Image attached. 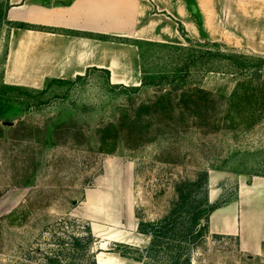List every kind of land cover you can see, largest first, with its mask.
<instances>
[{"label":"rangeland","instance_id":"374dc122","mask_svg":"<svg viewBox=\"0 0 264 264\" xmlns=\"http://www.w3.org/2000/svg\"><path fill=\"white\" fill-rule=\"evenodd\" d=\"M15 29L11 25L0 29V83ZM183 37L184 45H189L187 33ZM157 55L147 59L152 73L160 68L182 71L173 57ZM182 74L186 77L174 86L151 85L135 91L111 86L105 73L93 70L83 80L55 86L43 100L32 101L25 113L0 121V264H50L48 257L56 258V264H80L73 237L91 225L87 218L92 203L106 209L108 204L112 213L94 220L100 235L93 241L96 255L112 253L119 243L116 239L144 249L150 237L139 232V223L164 220L177 200L180 182L196 180L207 171L209 199L215 202L236 197L239 176H264V74L254 77V92L246 90L250 75H204L196 67ZM196 86L213 97L203 118L194 113L200 109L191 105L190 117H194L178 128L162 124L154 110L143 107L166 91L177 95ZM235 91L255 93V102L237 109ZM137 115L146 128L139 145L132 147L138 142L125 133L130 118ZM121 121L125 133L119 141L130 147L120 144L115 153L101 152L98 130ZM199 235L188 244L191 264H264V250L259 256L243 253L236 239L216 235L210 227ZM169 253L164 247L151 262L165 264ZM90 260L87 256L84 264Z\"/></svg>","mask_w":264,"mask_h":264},{"label":"crops","instance_id":"0c3cea01","mask_svg":"<svg viewBox=\"0 0 264 264\" xmlns=\"http://www.w3.org/2000/svg\"><path fill=\"white\" fill-rule=\"evenodd\" d=\"M10 1L11 21L45 29H15L3 76L8 84L42 88L48 77L75 78L98 68L109 71L112 84L138 87L139 48L127 40L185 44L180 25L193 41L221 42L264 56V0ZM91 205L87 219L93 235L100 236L94 220L110 216L111 206ZM261 214L264 176L245 174L239 176L236 198L211 214L209 227L216 235L236 239L241 252L259 256L264 250ZM96 259L97 264H124L110 252Z\"/></svg>","mask_w":264,"mask_h":264},{"label":"trees","instance_id":"16d2710c","mask_svg":"<svg viewBox=\"0 0 264 264\" xmlns=\"http://www.w3.org/2000/svg\"><path fill=\"white\" fill-rule=\"evenodd\" d=\"M11 7L10 0H0V29L8 25L23 29H45L43 26L11 21L8 17ZM180 31L186 36L185 29L182 25H180ZM127 42H131L139 48L142 83L138 87L120 86L131 88L135 91L151 85L163 86L171 84L174 86L186 77L185 74H182L183 71L185 69L190 71L192 67H196L204 75L209 73L234 74L238 76L250 75L251 79L248 81L249 84L246 90H253L254 77L259 76L258 79H260L261 75L264 74V56L246 55L244 53L226 50L225 44L221 42H206L201 44L194 42L188 37L187 42H189V45L144 40H127ZM150 52H153V54H150ZM155 53H158L159 55L156 57L160 58H165L166 56L169 58L173 57V60L178 64H182V71L175 68L173 71L168 70L167 72L165 71L166 69L160 68L155 73H152L146 67L148 63L147 59L155 57ZM161 53L163 54L161 55ZM170 53L173 55L171 56ZM93 70L105 73L107 83L111 86L117 85L110 82L109 71L98 68L88 70L84 76L79 75L75 78L60 79L48 77L42 88L8 84L2 81L0 83V121H10L13 116L25 113L32 101L43 100L48 93L52 92L55 86L61 87L78 80H83ZM177 70L179 71L177 72ZM233 96L235 101L234 106L237 109H241L245 105V102L247 104L254 103L256 95L255 93L241 95L236 92L233 93ZM210 97H213L212 92L206 90L204 87L196 86L190 89H183L177 95L174 94V91H166L156 96V101L152 104L144 105L143 107H146L145 109L149 111L150 109L154 110L155 115L163 119L161 121L162 124L178 128L180 124H187L190 122V118L194 117V115L190 117L192 114L190 109L191 105H195V107L200 109L201 112L194 111V113L199 115L200 118H203V111L210 102ZM130 123L131 125L128 127L129 130H127V133L124 131V121L112 122L100 128L98 130V134L101 136L100 151L104 153H115L119 150L120 144H125V146L130 147L128 143H125L126 141H119L123 133L127 134L130 140H133V138L136 139L138 143L132 145V147H137L140 140L144 137L143 132L146 126L143 124V117L139 115L130 118ZM109 137L113 139L112 142H109ZM209 182L210 174L207 171L199 174L196 180L180 182L177 185V200L174 203L171 213L164 220L156 224L143 221L139 223V232L150 237L149 245L144 249H139L124 243H117V248L111 250L112 253L119 258L135 263L153 264L151 261L165 247L170 251L169 258L165 264H191L189 255L190 247L188 244H193L196 241L202 229L209 228V219L215 210L233 200L232 198H228L226 201H220V199H217L215 202L210 201L208 194ZM202 194L203 196L201 197ZM94 238L95 236L90 226L86 228L83 234L81 233V235L73 237L74 244L80 249V264H84L83 260L87 256L91 259L89 264H97V255L93 251ZM48 260L50 264H56L55 262L58 261L56 258L53 259V257H48Z\"/></svg>","mask_w":264,"mask_h":264}]
</instances>
